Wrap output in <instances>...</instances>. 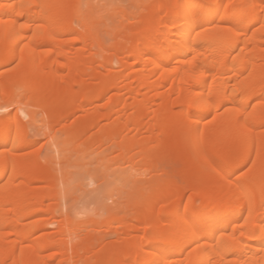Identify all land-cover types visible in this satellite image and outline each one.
Segmentation results:
<instances>
[{"label":"bare ground","instance_id":"1","mask_svg":"<svg viewBox=\"0 0 264 264\" xmlns=\"http://www.w3.org/2000/svg\"><path fill=\"white\" fill-rule=\"evenodd\" d=\"M113 1L0 0V264H264V3Z\"/></svg>","mask_w":264,"mask_h":264},{"label":"rangeland","instance_id":"2","mask_svg":"<svg viewBox=\"0 0 264 264\" xmlns=\"http://www.w3.org/2000/svg\"><path fill=\"white\" fill-rule=\"evenodd\" d=\"M126 1H128L127 2V4H129V1L130 0H126ZM126 1H124V2H126ZM118 3V4H117ZM117 3L115 2V0L113 1V5H121V1L120 0H118L117 1ZM132 4V2L130 3V5ZM15 112V110L13 111V113ZM2 115V111L0 110V116ZM19 115H20V113H19ZM40 125V124H39ZM44 131L46 132V129H45V127L44 126H42V125H40V126H36V127H34V128H32L31 129V131H30V136H31V138L32 139H39V140H37L38 142L36 143V144H34L33 145V147H32V150H35V151H37L39 154L37 155V157L38 158H40V159H47L50 155H51V146H52V141L51 140H49V137L48 136H45L46 135V133H45V135H44ZM48 138V139H47ZM48 140L51 142H48ZM51 144V145H50ZM168 158H170V157H167L163 162L164 163H161V167H163L164 168V171H167V170H169V167H171L172 165H176V162L174 161V163H173V159L171 158L170 160L171 161H169V159ZM172 164V165H171ZM170 165V166H169ZM174 175H173V177H172V175H171V177L172 178H174L178 183H182L183 181H182V179H184V177L183 178H181V175L180 174H177V170H175V172L173 173ZM180 175V176H179ZM167 178V177H166ZM182 181V182H181ZM93 187V186H92ZM105 192H103V194H104ZM90 204H92L91 206H90ZM82 207H86L85 208V210L86 209H88V207H90V209H88V210H86V211H91V210H93V207H94V204L93 203H86L84 206H82ZM84 208H82L81 210H83ZM92 208V209H91ZM101 220V219H100Z\"/></svg>","mask_w":264,"mask_h":264},{"label":"snow or ice","instance_id":"3","mask_svg":"<svg viewBox=\"0 0 264 264\" xmlns=\"http://www.w3.org/2000/svg\"><path fill=\"white\" fill-rule=\"evenodd\" d=\"M262 3H264V0H262ZM189 255H191V253H189ZM194 264H195V262H194Z\"/></svg>","mask_w":264,"mask_h":264}]
</instances>
